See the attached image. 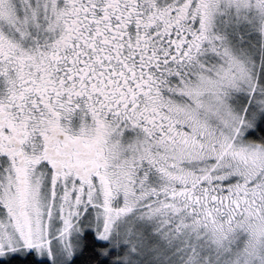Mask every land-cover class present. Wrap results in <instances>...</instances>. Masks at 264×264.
<instances>
[{
  "label": "snow or ice",
  "instance_id": "6c2138e0",
  "mask_svg": "<svg viewBox=\"0 0 264 264\" xmlns=\"http://www.w3.org/2000/svg\"><path fill=\"white\" fill-rule=\"evenodd\" d=\"M0 264H264V0H0Z\"/></svg>",
  "mask_w": 264,
  "mask_h": 264
}]
</instances>
